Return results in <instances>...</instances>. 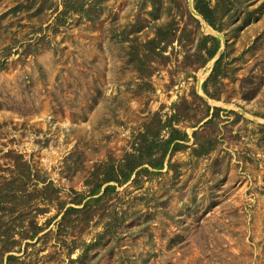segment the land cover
<instances>
[{"label":"rangeland","instance_id":"rangeland-1","mask_svg":"<svg viewBox=\"0 0 264 264\" xmlns=\"http://www.w3.org/2000/svg\"><path fill=\"white\" fill-rule=\"evenodd\" d=\"M189 1L106 0L95 19L71 13L53 31L59 11L0 0V186L22 156L59 188L58 200L37 197L22 217L18 204L0 211L16 256L0 255V264H264V0H235L220 31ZM21 3L29 8L14 11ZM158 28L169 37L145 60ZM214 31L226 39V75L208 82L216 98L202 88L214 58L201 65L199 51ZM136 52L142 61H133ZM194 91L226 110L216 149L194 155L197 127L176 124L191 140L172 165L166 159L164 169L110 191L88 224L84 215L62 224L60 206L81 207L74 202L89 193L92 171L120 162L155 114L169 119L187 99L191 116H202ZM36 224L34 239L21 237Z\"/></svg>","mask_w":264,"mask_h":264},{"label":"trees","instance_id":"trees-1","mask_svg":"<svg viewBox=\"0 0 264 264\" xmlns=\"http://www.w3.org/2000/svg\"><path fill=\"white\" fill-rule=\"evenodd\" d=\"M106 0H61L59 3L56 0H32V4H37L36 14H42L47 10L59 11L55 17V22L51 25L53 31H57L60 26L66 23L68 14L75 13L84 15L88 19H95L99 16L100 9ZM194 8L199 12L204 20L215 30L220 31L223 21L226 17L232 16V11L235 8V0H215L211 3L210 0H193ZM23 8H29L24 3L18 4L14 7V11H20ZM62 8V10H59ZM194 18V16L191 15ZM196 19V18H194ZM197 20V19H196ZM158 39H152L147 45V51L144 53L146 60L152 54V50L157 47L159 42L167 40L169 33L165 28L157 29ZM175 39V34L171 38ZM210 43V45H208ZM222 41L214 35L206 36L199 51H205V59L201 65H205L208 61L215 58L220 48ZM136 54L131 57L133 61H142L141 57ZM225 52L216 61L213 70L206 82L202 85L203 90L209 97H215L209 90L208 82H213L219 77L226 75L224 73L223 59ZM136 57V58H135ZM151 61V58H149ZM4 66H0L3 70ZM194 98L200 99L204 104V112L201 117L191 116L189 109L190 104L187 99L183 100L186 107H179L177 111L166 120L159 114H155L151 120L144 124L143 130L138 133V140L133 145V150L127 152L123 159L114 163L111 161L104 162L98 165L91 173V179L88 184H91V189L87 195L82 194L75 205L65 207L60 206V210H64L62 214L61 223H67L73 216H78L84 223L88 224L92 218L99 212V203L103 198L118 186L128 183L133 175H138L141 171L151 173L153 171H160L164 169L166 159L169 164L171 157L182 148L187 147V142L191 140L188 132L176 126V124L183 122H192L193 127H197L193 131L194 147L193 154L196 156H205L216 149L217 141L215 134L217 133V118L220 111L226 110L220 107H212L204 98L193 92ZM216 98V97H215ZM213 110V111H212ZM204 121V122H203ZM201 122H203L201 124ZM264 126V125H263ZM166 134H165V133ZM16 174L12 179L6 180L0 186V211L7 210L11 213L17 210V204L22 207V214L31 201L39 197L40 200L46 202H53L58 200L59 188L53 182L42 178L38 173H34L28 161H25L22 156H17L15 160ZM152 168V169H151ZM36 181V182H34ZM34 182V183H33ZM44 183L41 189H38L37 184ZM31 185L35 187L30 190ZM42 211V210H41ZM45 211V210H43ZM5 214L0 215V238L4 241L3 247L0 249V255L6 256L7 260L15 259L14 254H9L12 251L15 239V234L12 232V227L6 223L4 219ZM75 219V220H77ZM42 230L41 226L36 224L33 234L26 232L23 238L34 239ZM88 247L96 245V242L86 244Z\"/></svg>","mask_w":264,"mask_h":264},{"label":"water","instance_id":"water-1","mask_svg":"<svg viewBox=\"0 0 264 264\" xmlns=\"http://www.w3.org/2000/svg\"><path fill=\"white\" fill-rule=\"evenodd\" d=\"M189 5H190V9H191L192 13H193L194 15L200 17V18L204 21L203 16H202L199 12H197V11L195 10V8H194V4H193V0H190V1H189ZM203 25H204V27L206 28V23H204ZM214 35H215L216 37H218V38H221L222 44H223V45L225 44L226 39H225V37H224V35H223L222 33L218 32V31H214ZM222 53H223V46L220 48V50H219L217 56L212 60V65H213V67H214L216 61L220 58V56H221ZM205 68L208 69V68H209V65L206 66ZM200 87H201V86H199V88H200ZM206 98H207V97H206ZM240 111H241L243 114H246V111H245V110L241 109Z\"/></svg>","mask_w":264,"mask_h":264}]
</instances>
